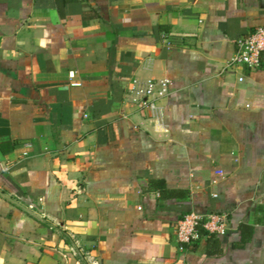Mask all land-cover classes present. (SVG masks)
Returning a JSON list of instances; mask_svg holds the SVG:
<instances>
[{
	"label": "crops",
	"instance_id": "crops-1",
	"mask_svg": "<svg viewBox=\"0 0 264 264\" xmlns=\"http://www.w3.org/2000/svg\"><path fill=\"white\" fill-rule=\"evenodd\" d=\"M263 24L264 0H0V264H264V52L224 69ZM134 77L171 80L161 128ZM189 211L225 234L179 250Z\"/></svg>",
	"mask_w": 264,
	"mask_h": 264
},
{
	"label": "built area",
	"instance_id": "built-area-1",
	"mask_svg": "<svg viewBox=\"0 0 264 264\" xmlns=\"http://www.w3.org/2000/svg\"><path fill=\"white\" fill-rule=\"evenodd\" d=\"M162 36L167 38V33L163 32ZM234 43V54L226 62L224 69L243 65L249 68L258 67L264 52V24L257 26L246 35L237 37ZM170 83L169 78L140 80L134 77L126 88L128 101L140 111L148 113L157 129L163 124L160 100L167 94ZM226 230L227 217L224 213L190 211L177 221L174 234L179 250H184L192 247L204 235H223Z\"/></svg>",
	"mask_w": 264,
	"mask_h": 264
},
{
	"label": "trees",
	"instance_id": "trees-1",
	"mask_svg": "<svg viewBox=\"0 0 264 264\" xmlns=\"http://www.w3.org/2000/svg\"><path fill=\"white\" fill-rule=\"evenodd\" d=\"M13 148L12 143L10 140L0 141V150L2 153H7L11 151ZM148 189L150 190H156L159 192L160 198H172V197H186L188 195L187 190L182 189H173L166 186L165 181L163 179H149L147 182ZM190 212V211H189ZM188 212H183L179 219ZM241 228L242 230H246V228L250 231L251 226L242 224ZM211 236V235H210Z\"/></svg>",
	"mask_w": 264,
	"mask_h": 264
}]
</instances>
